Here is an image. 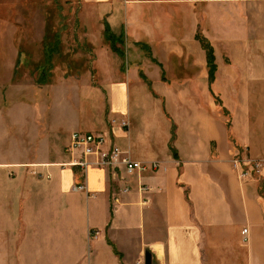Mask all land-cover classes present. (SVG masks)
<instances>
[{"label":"crops","instance_id":"obj_1","mask_svg":"<svg viewBox=\"0 0 264 264\" xmlns=\"http://www.w3.org/2000/svg\"><path fill=\"white\" fill-rule=\"evenodd\" d=\"M196 5L194 15L172 17L168 67L184 72L180 79L166 80L148 45L169 100L127 55L131 38L138 48L148 36L134 40L125 26V59L105 41L125 66L120 76L108 59L112 78L99 74L96 97L53 95L73 123L63 137L49 127L20 134L38 104L17 101L13 120L10 106L0 110V134L17 143L20 134L29 151L0 157V264H143L146 250L156 264H264V0ZM197 33L213 49L212 82ZM96 99L88 118L83 102ZM74 132L102 134L132 160L160 168L123 183L91 167L86 192H76L78 168L69 164L76 155L67 149ZM238 155L262 162L259 177L239 182L231 163Z\"/></svg>","mask_w":264,"mask_h":264},{"label":"rangeland","instance_id":"obj_2","mask_svg":"<svg viewBox=\"0 0 264 264\" xmlns=\"http://www.w3.org/2000/svg\"><path fill=\"white\" fill-rule=\"evenodd\" d=\"M170 2L178 4L175 7ZM196 4L197 0H0V110L10 106L13 120L19 115L17 101L38 104L18 124L20 134L49 127L63 137L73 123L68 105L58 107L56 101L52 104L53 95L60 89L69 98L83 96L85 91H94L96 97L94 87L99 88V79L112 78L108 59H113L115 73L120 76L125 66L111 55L102 32L108 29L118 35L115 38L125 59V26L134 40L141 34L148 36L138 48L130 37L127 55L131 63L142 65L155 89L169 100V85L160 83L159 69L149 61L145 49L151 45L152 57L163 65L167 81L168 76L170 81L180 79L184 72L170 73L168 67L172 17L179 12L185 18L194 15L200 9ZM57 42L59 54L48 57L46 51L48 54L49 49L57 47ZM42 73L47 83L41 79ZM95 101L83 102L88 118L94 116L99 105V100ZM78 104L72 101L75 110ZM20 134L18 143L8 138L6 130L0 134V157H27L29 151L21 144Z\"/></svg>","mask_w":264,"mask_h":264},{"label":"built area","instance_id":"obj_3","mask_svg":"<svg viewBox=\"0 0 264 264\" xmlns=\"http://www.w3.org/2000/svg\"><path fill=\"white\" fill-rule=\"evenodd\" d=\"M119 124L125 130L129 127L126 119L120 120ZM67 149L71 154L76 155L69 163L71 166L78 168V183L73 188L76 192H86L87 170L91 167L107 169L113 179L123 183L126 176L138 175L148 171L156 172L160 168L158 163L148 164L132 160L127 153L122 152L102 134L74 132L70 136ZM231 163L239 181L259 177L263 168L260 160H252L249 157L236 156ZM129 190L130 188L125 186L123 192ZM138 190L145 192L149 189L147 186L140 185ZM241 234L246 240L247 229H243Z\"/></svg>","mask_w":264,"mask_h":264},{"label":"trees","instance_id":"obj_4","mask_svg":"<svg viewBox=\"0 0 264 264\" xmlns=\"http://www.w3.org/2000/svg\"><path fill=\"white\" fill-rule=\"evenodd\" d=\"M116 36L112 33L109 32L108 29L104 30V40L109 44L110 48L112 49L113 52L117 53V55H119L120 57H123V51L120 48H117V40L115 38ZM195 39L200 43L201 48L205 51L206 54V59H207V65H208V69H209V81L212 82L214 79V74L216 71V66H215V58H214V54H213V49L212 46L210 44L209 41H207L205 38H203L199 33H197L195 35ZM122 40H120L121 42ZM122 43V42H121ZM57 47H55L54 49H49L48 54L46 51V55H48V57H50L51 55H53L54 53H59L58 47H59V42H57ZM139 45V44H137ZM145 53H147L148 58H151L150 56V47L147 45L146 49H145ZM152 62L155 63L154 59H151ZM163 73V72H162ZM140 77L148 83L147 79L144 77L143 73L140 72ZM44 73L41 74V79H44ZM164 78V75L162 74V79ZM43 83V82H42Z\"/></svg>","mask_w":264,"mask_h":264},{"label":"water","instance_id":"obj_5","mask_svg":"<svg viewBox=\"0 0 264 264\" xmlns=\"http://www.w3.org/2000/svg\"><path fill=\"white\" fill-rule=\"evenodd\" d=\"M143 264H156L153 260L152 254L148 250L144 253Z\"/></svg>","mask_w":264,"mask_h":264}]
</instances>
